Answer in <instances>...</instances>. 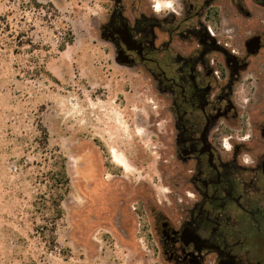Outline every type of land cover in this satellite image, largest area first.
<instances>
[{
    "label": "rangeland",
    "instance_id": "rangeland-1",
    "mask_svg": "<svg viewBox=\"0 0 264 264\" xmlns=\"http://www.w3.org/2000/svg\"><path fill=\"white\" fill-rule=\"evenodd\" d=\"M36 3L0 0V264H155L110 212L114 194L130 208L136 190L171 196L165 104L143 71L114 62L98 0ZM57 155L69 185L51 245L40 231Z\"/></svg>",
    "mask_w": 264,
    "mask_h": 264
},
{
    "label": "flooded vegetation",
    "instance_id": "flooded-vegetation-1",
    "mask_svg": "<svg viewBox=\"0 0 264 264\" xmlns=\"http://www.w3.org/2000/svg\"><path fill=\"white\" fill-rule=\"evenodd\" d=\"M98 3L114 62L165 104L173 159L166 203L114 194L113 227L134 223L155 264H264V0Z\"/></svg>",
    "mask_w": 264,
    "mask_h": 264
},
{
    "label": "trees",
    "instance_id": "trees-1",
    "mask_svg": "<svg viewBox=\"0 0 264 264\" xmlns=\"http://www.w3.org/2000/svg\"><path fill=\"white\" fill-rule=\"evenodd\" d=\"M33 3L39 7L40 5L36 3V0H32ZM73 43V38L69 37L66 44L71 45ZM65 45L61 46L60 50H64ZM42 134V141L46 143L47 131L45 128L40 127ZM55 160L52 169L48 171L46 177H44V182L47 187V203H49L48 212L52 216V225L50 227H42L40 231L42 235L47 234L45 237L48 238L51 245L55 242V221L60 220L63 216V210L61 203L68 193L69 177L66 172L65 159L62 155L54 156ZM43 182V181H42ZM46 202V201H45Z\"/></svg>",
    "mask_w": 264,
    "mask_h": 264
},
{
    "label": "clouds",
    "instance_id": "clouds-1",
    "mask_svg": "<svg viewBox=\"0 0 264 264\" xmlns=\"http://www.w3.org/2000/svg\"><path fill=\"white\" fill-rule=\"evenodd\" d=\"M245 162H248V158L247 157H245Z\"/></svg>",
    "mask_w": 264,
    "mask_h": 264
},
{
    "label": "water",
    "instance_id": "water-1",
    "mask_svg": "<svg viewBox=\"0 0 264 264\" xmlns=\"http://www.w3.org/2000/svg\"><path fill=\"white\" fill-rule=\"evenodd\" d=\"M253 42V40H251Z\"/></svg>",
    "mask_w": 264,
    "mask_h": 264
},
{
    "label": "snow or ice",
    "instance_id": "snow-or-ice-1",
    "mask_svg": "<svg viewBox=\"0 0 264 264\" xmlns=\"http://www.w3.org/2000/svg\"><path fill=\"white\" fill-rule=\"evenodd\" d=\"M157 7H159V6H157Z\"/></svg>",
    "mask_w": 264,
    "mask_h": 264
}]
</instances>
